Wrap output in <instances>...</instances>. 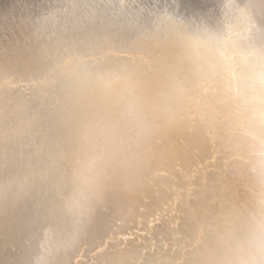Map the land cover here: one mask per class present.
<instances>
[{"label": "bare ground", "instance_id": "obj_1", "mask_svg": "<svg viewBox=\"0 0 264 264\" xmlns=\"http://www.w3.org/2000/svg\"><path fill=\"white\" fill-rule=\"evenodd\" d=\"M169 20L259 39L264 0H0V264H189L245 226L264 149L228 119L234 63L146 143L100 125L92 147L75 146V66L126 63L151 90L183 71Z\"/></svg>", "mask_w": 264, "mask_h": 264}, {"label": "clouds", "instance_id": "obj_2", "mask_svg": "<svg viewBox=\"0 0 264 264\" xmlns=\"http://www.w3.org/2000/svg\"><path fill=\"white\" fill-rule=\"evenodd\" d=\"M163 32L181 58L183 71L151 90L139 70L126 63L98 61L75 66L73 76L82 101L75 146L82 153L92 147L100 125L112 131L114 139H121L124 132L139 133L146 143L161 126L183 117L199 80L212 75L219 78L234 63L239 99L229 105L228 119L250 129L264 149V35L233 43L219 30L194 21L171 20ZM241 48H250L253 54L241 60L236 55ZM174 80L180 81L179 86ZM123 165L129 176L136 175L139 162L134 153L124 155ZM253 204L251 217L237 235L217 242L214 252H194L189 264H264V183L254 193Z\"/></svg>", "mask_w": 264, "mask_h": 264}]
</instances>
